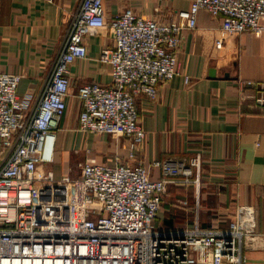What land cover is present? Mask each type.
<instances>
[{
  "label": "built area",
  "instance_id": "built-area-1",
  "mask_svg": "<svg viewBox=\"0 0 264 264\" xmlns=\"http://www.w3.org/2000/svg\"><path fill=\"white\" fill-rule=\"evenodd\" d=\"M105 2L82 0L38 99L19 95L21 74L0 73V138L12 147L0 169V264H254L244 253L258 237L250 206H238L228 229L203 230L198 219L193 228L156 226L169 186L199 184L194 170L202 168L201 155L180 163L155 162L160 178L142 163L108 165L90 158L76 182L82 216L57 229L38 221L37 185L52 181L39 175V167L54 163L56 132L68 110L70 68L88 58L87 37L104 28L113 33L114 47L100 57L112 81L79 89V128L125 137L129 161L135 162L147 136L137 102H154L160 86L178 77L191 83L192 77L182 72L179 51L184 31L197 29L202 11L222 20L217 48L245 33L264 34V0H194L169 23L131 8L108 22ZM260 89L258 102L264 107V85ZM74 182L70 176L61 180L63 185Z\"/></svg>",
  "mask_w": 264,
  "mask_h": 264
},
{
  "label": "crops",
  "instance_id": "crops-1",
  "mask_svg": "<svg viewBox=\"0 0 264 264\" xmlns=\"http://www.w3.org/2000/svg\"><path fill=\"white\" fill-rule=\"evenodd\" d=\"M193 1L106 0V19L110 22L131 8L142 17L169 23ZM81 2L0 0V73L23 76L20 96L32 94L38 99L44 92ZM221 25L220 18L202 11L197 29L184 31L179 51L182 72L192 77L191 83L185 84L181 76L162 84L154 102L138 100L140 124L147 136L135 162L129 161L125 137L79 128V89L112 81L110 67L100 57L114 47L113 33L104 28L87 37L88 58L70 68L68 110L56 132L54 163L39 167V175L52 181L37 185L36 205L52 195L62 212L75 213L65 220L80 218L76 182L90 154L102 164L142 163L151 168L154 178L162 175L153 167L155 162L180 163L201 155L202 168L194 170L199 184L171 185L180 190L174 197L179 207L171 215L161 210L160 228H193L198 219L203 230L228 229L236 221L238 206H250L256 212L258 237L244 253L251 263L264 264V107L258 102L264 85V34L245 33L217 48ZM3 142L0 138V169L12 151ZM65 176L75 182L61 184Z\"/></svg>",
  "mask_w": 264,
  "mask_h": 264
},
{
  "label": "rangeland",
  "instance_id": "rangeland-1",
  "mask_svg": "<svg viewBox=\"0 0 264 264\" xmlns=\"http://www.w3.org/2000/svg\"><path fill=\"white\" fill-rule=\"evenodd\" d=\"M92 156L93 155L90 154L89 157L94 158ZM85 160H86V155L83 157V161H85ZM51 168H54V167H51ZM71 174H72V176H74L73 171L70 173V175ZM178 189L179 188L169 186L166 194L163 196L162 212L165 211V213H167L168 215H171L170 211H172L173 209L175 210L176 206H177V208L179 207V204L177 203L178 200L176 198H174L175 195H177V193L180 192V190L178 191ZM182 191H184V190H182ZM48 196L50 198L46 197L45 200H47V201L45 203H39L38 205H36V217H37L38 221L42 225L46 226L47 228H56L57 229V227L66 226L68 221L65 220V217L66 216L67 217L73 216V215H75V213H71V212H67V211L62 212V210L60 209V206L58 204H56V202H54V199H52V195H48ZM75 200L78 203V206L82 208L81 203L77 200L76 197H75ZM37 209L40 210L39 215H37ZM43 218H44V220H43ZM161 222H162L161 219L158 218V220L156 222V226L160 227L159 225L161 224Z\"/></svg>",
  "mask_w": 264,
  "mask_h": 264
},
{
  "label": "trees",
  "instance_id": "trees-1",
  "mask_svg": "<svg viewBox=\"0 0 264 264\" xmlns=\"http://www.w3.org/2000/svg\"><path fill=\"white\" fill-rule=\"evenodd\" d=\"M167 222H168L169 225H172L173 224L172 221H167Z\"/></svg>",
  "mask_w": 264,
  "mask_h": 264
}]
</instances>
